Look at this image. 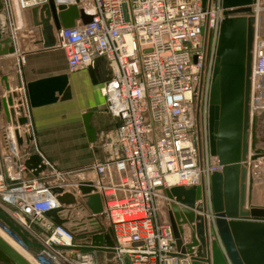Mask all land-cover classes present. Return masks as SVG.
Returning <instances> with one entry per match:
<instances>
[{"label": "built area", "instance_id": "2783aa9c", "mask_svg": "<svg viewBox=\"0 0 264 264\" xmlns=\"http://www.w3.org/2000/svg\"><path fill=\"white\" fill-rule=\"evenodd\" d=\"M3 1L9 13L11 4L16 13H22L47 3ZM62 4H76L92 20L60 29L52 49L63 54L68 73L104 61L110 75L101 91L105 110L117 123L114 144L118 155L69 172L55 171L44 161L45 172L25 179V167L13 163L12 157L20 158L26 151L12 148L10 155L2 157L10 143L6 132L1 133L0 215L33 246L26 247L0 220L4 240L31 258L32 264H96L89 239L75 238L46 218L48 212L62 207L51 192L53 185L62 188L59 182H92L103 206L96 217L110 231L114 246L109 252L121 264H189L176 252L163 191L199 187L197 203L202 206L206 227L213 230L230 264L215 229L211 177L222 167L210 156L207 126L221 0H65ZM257 15L249 103L254 139L248 167L254 162L250 157H264V150L258 148L264 121V32ZM18 91L27 117L25 91ZM27 126L18 129L20 135L28 133ZM11 144L15 145L13 140ZM89 173L95 176L93 180L87 177ZM63 192L71 193L76 203L82 201L75 185Z\"/></svg>", "mask_w": 264, "mask_h": 264}, {"label": "water", "instance_id": "95a60500", "mask_svg": "<svg viewBox=\"0 0 264 264\" xmlns=\"http://www.w3.org/2000/svg\"><path fill=\"white\" fill-rule=\"evenodd\" d=\"M77 1V0H75ZM258 0H221L222 20L219 25L215 59L208 100V142L210 156L222 167L211 177L212 211L215 229L230 264H264V207L251 201L252 179L248 171L249 150L252 148L254 123H250L252 50L254 38V6ZM23 13L30 14L32 32L37 35L36 45L49 50L55 45V34L60 29L72 28L76 21L91 22L92 17L76 4L65 5L55 0L22 13L14 11V21L22 23ZM11 13L0 0V134L6 132L9 149L1 153L10 155L15 148L19 153L31 148L32 137L18 129L28 125L26 110L21 101L24 89L29 109H38L72 99L66 74L21 83L20 77H11L9 68L17 66V55L22 53L20 27L13 29ZM88 75L95 84L92 68ZM264 86V78L261 79ZM93 112L81 115L82 125L89 142L95 140L91 125ZM251 124V125H250ZM12 130H10V128ZM251 132V133H250ZM12 140L15 145L11 144ZM1 146V141H0ZM11 147V148H10ZM259 155L250 157L255 161ZM13 163L22 164L23 178H38L46 171L44 159L35 153ZM62 188L51 187L60 207L48 212L46 218L57 226L69 230L75 238L90 241L92 250L111 251L114 243L110 231L98 221L103 206L92 182H59ZM75 185L82 201L69 192ZM167 220L179 258L189 264H227L214 240L212 229H207L199 187H171L164 189ZM0 220L24 242L33 245L15 225L0 215ZM185 236L188 241L184 240ZM0 264H31L9 243L0 237Z\"/></svg>", "mask_w": 264, "mask_h": 264}, {"label": "crops", "instance_id": "0c3cea01", "mask_svg": "<svg viewBox=\"0 0 264 264\" xmlns=\"http://www.w3.org/2000/svg\"><path fill=\"white\" fill-rule=\"evenodd\" d=\"M10 7L11 24L13 29L20 27L19 36L22 44V53L16 56L17 66L9 68L11 77L19 76L21 83H26L45 77L66 74L72 94V99L68 102L28 110V116L26 117L28 119L27 134L33 139L31 147L33 146L34 150L26 149L22 156L32 155L34 151H37L44 161L58 172L78 171L95 163L115 158L118 155V149L116 148V152L112 154L113 156L107 157L101 144L103 137L101 136V129L93 125L92 120L91 125L95 130V140L89 142L82 125L81 115L83 113L76 115L73 111L70 114L66 111V105L71 103L76 95L79 96L84 92L87 83L85 78H74L66 72L64 56L60 51L54 49L43 50L40 45H36L35 41L38 37L30 27V14L23 13L22 23L19 24L14 21L13 4ZM59 59H61L60 62ZM88 82L91 85L93 84L89 77ZM92 86L89 87L87 93L91 95L97 92L96 94L99 97L97 104L105 108L102 91L97 88L93 89ZM2 125L3 122L0 121V127ZM20 133L22 132L20 131ZM260 139V147L264 148V133L261 134L260 132ZM87 177L93 180L95 176L89 173ZM184 240L188 241L186 238ZM106 252L109 251L99 249L94 251V255L97 256Z\"/></svg>", "mask_w": 264, "mask_h": 264}, {"label": "rangeland", "instance_id": "374dc122", "mask_svg": "<svg viewBox=\"0 0 264 264\" xmlns=\"http://www.w3.org/2000/svg\"><path fill=\"white\" fill-rule=\"evenodd\" d=\"M256 7L259 9L258 12H256V14H258L257 15L258 22L261 25L262 30L264 32V0H258ZM60 61L61 59H59V62ZM91 68L93 69L95 74V84H92L93 86L90 84V82H88V77H89L88 69H85L84 71L80 70L74 73H69V75H71V77L74 78L84 77L87 83L85 85L84 92L82 94H79V96L76 95L74 100L66 105V111H68L67 112L68 114H70L73 111L76 115L85 112L94 113L92 116L93 118L91 117L92 123L93 125L101 129V136H103L101 141L102 147L105 150L106 152L105 154L107 155V157H111L113 156L112 154L116 152V147L114 144V134L117 123L110 116V114L106 112L103 106H99L97 104V100L99 99V97L96 94L97 92L91 95L87 93V90L89 89L90 86H92L93 89L97 88L98 90H101L102 84L108 79L110 73L106 69L104 61L101 60H96L95 63L91 66ZM261 126L262 128H264V121ZM257 146L258 145H256V147ZM258 148L264 150L262 146ZM29 150H34L33 146L31 147V149L29 148ZM35 153L38 152L34 151L33 154ZM262 154L263 151L260 152V156ZM248 171L253 182L252 191H251L252 204L255 206L264 207V157H260L259 160H255L254 162H252L248 167ZM164 210H165V206H163L162 212ZM95 263L121 264V262L118 261L111 252H106L95 256Z\"/></svg>", "mask_w": 264, "mask_h": 264}, {"label": "bare ground", "instance_id": "6f19581e", "mask_svg": "<svg viewBox=\"0 0 264 264\" xmlns=\"http://www.w3.org/2000/svg\"><path fill=\"white\" fill-rule=\"evenodd\" d=\"M59 1H60V3H63V1H65V0H59ZM256 5H257V3H256ZM258 10H259V9H258L257 7H255V8H254V13L256 14V12H258ZM259 154H260V153H259ZM0 237H2L3 239H6L5 236L2 235L1 232H0ZM185 238L188 239L187 236H185ZM21 255H22L25 259H27V260L29 261V263L32 264V260H30L31 258L29 259L28 257H26L27 255H26V256H24L23 254H21Z\"/></svg>", "mask_w": 264, "mask_h": 264}]
</instances>
